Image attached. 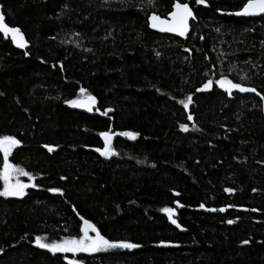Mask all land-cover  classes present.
<instances>
[{"label":"trees","instance_id":"obj_1","mask_svg":"<svg viewBox=\"0 0 264 264\" xmlns=\"http://www.w3.org/2000/svg\"><path fill=\"white\" fill-rule=\"evenodd\" d=\"M175 1L0 0L30 43L0 34V136L21 141L8 160L29 173L23 196H0V264H264V15H230L246 0H180L195 14L187 38L150 30ZM221 76L259 95H229ZM84 220L140 247L34 243L78 239Z\"/></svg>","mask_w":264,"mask_h":264},{"label":"snow or ice","instance_id":"obj_2","mask_svg":"<svg viewBox=\"0 0 264 264\" xmlns=\"http://www.w3.org/2000/svg\"><path fill=\"white\" fill-rule=\"evenodd\" d=\"M149 4L153 3V0H148ZM197 4L205 3V0H196ZM174 10L169 13L171 20H164L161 19L156 14H153L149 19L151 20V26L153 28L158 27V25H167L166 30L170 32H178L179 35L183 36L188 31V20L189 18H193L194 14L192 9L190 8L188 3H181L180 0H176L173 5ZM235 15H258L264 14V0H246L243 4L242 9L238 10L234 13ZM165 30V29H162ZM0 34H3L5 38H11L12 42L16 44L18 47H25L26 41L24 39L23 34L19 27L10 26L6 23V18L3 13H0ZM27 55V53H26ZM242 79H246V77H242ZM215 83L219 86V88L225 90L229 95H232L233 90H238L240 92H256L254 87H246L242 83L233 82L231 79L227 77L221 76L220 79L216 80ZM213 84V81L209 79L204 85L203 89H209ZM200 91V89H197ZM80 93L85 94L86 89L80 88ZM259 95V93H257ZM188 101H191V97L189 96ZM264 99V97H262ZM95 101V97L88 96L87 101H82L79 99L75 100H67L66 103L70 105H76L79 107H86L89 106L91 103ZM184 107L187 108L188 104L184 103ZM89 110H91L89 108ZM188 119L191 120L192 116L189 115ZM180 127L184 130H187V125H180ZM105 140V148L101 151V154L104 156H108L113 154L111 147L107 144V141L110 139V134L108 132H102L100 134ZM120 135L128 136L130 138H135L137 133L131 131H125L120 133ZM21 143L20 140L16 139L14 136L4 135L0 136V152L3 153L4 161H3V168L0 170V179L4 182L3 190H0V196H23L24 190L29 187L28 184L21 182L18 177L20 175L29 176V173L25 172L23 169L19 168L18 166H14L9 163L8 157L11 153V150ZM49 151H52V147L49 145H45ZM17 177L15 182L13 183V177ZM32 179V177H30ZM35 187L36 185H31ZM49 191L53 193L61 192L58 188H51ZM226 191L231 192L232 189H226ZM255 191V189H253ZM200 207H204L203 204ZM168 215L169 220L171 223L176 224L177 227H180L177 224L176 219L173 218L175 209L165 207L162 209ZM220 211H224L223 208ZM233 221H228V223H232ZM89 229L95 232V236H90L88 234ZM83 235L77 238H64L60 241H51L45 242L42 236H36L34 243L44 249H48L53 254L55 253H79V252H88L94 253L100 250H108V249H134L140 247V245L135 244L131 241L127 240H110L107 239L104 235L100 233L96 229L94 224H91L89 221L84 220V227L82 228ZM161 244H165L168 242L161 241ZM242 243L247 244L248 241H243ZM2 251V249H0ZM69 264H79L76 260H70Z\"/></svg>","mask_w":264,"mask_h":264},{"label":"water","instance_id":"obj_3","mask_svg":"<svg viewBox=\"0 0 264 264\" xmlns=\"http://www.w3.org/2000/svg\"><path fill=\"white\" fill-rule=\"evenodd\" d=\"M175 2H176V1H175ZM175 2H174V3H175ZM174 3H173V5H174ZM181 3H182V2H181ZM173 5H172L171 11H170L169 13H171V12L174 10ZM189 6H190V5H189ZM242 7H243V6H242ZM242 7H241L240 9H242ZM190 8H191V7H190ZM191 9H192V8H191ZM240 9H239V10H240ZM192 11H193V9H192ZM237 11H238V10H237ZM237 11L231 12L230 15H234V16H237V17H255V16H261V15H264V14H258V15H235L234 13L237 12ZM0 13H2V11H1V6H0ZM169 13H168L166 16H160V15H158V14H156V15L159 16L161 19H164V20H171V17L169 16ZM153 14H155V13H150L149 16H148V19H147V21H148V28H149L150 30H152V31H154V32H157V33H159V34H168V35L176 36V37H178V38H180V39H182V40H185V39L187 38V36L189 35L190 30H191V22L195 20V19H193V18H191V17L189 18V20H188V31L185 33V35L181 36V35H179L178 32H170V31H167V30H166L167 25H158V27L153 28V27L151 26V23H152V22H151V20L149 19ZM193 14H194V11H193ZM194 17H195V14H194ZM13 27H15V26H13ZM162 29H165V30H162ZM21 33L23 34L24 39H25V41H26V45H25V47H23V48L18 47L16 44H14V43L12 42V40H11L10 37H9V40H10L12 46H13L15 49H17V50H21V51H25V50L28 49V47L30 46V43L28 42V40H27L25 34H24L22 31H21ZM2 36H4V35L2 34ZM246 87H248V86H246ZM218 88H219V86H218ZM219 89L222 90V91H225V90H223V89H221V88H219ZM233 91L240 92V91H238V90H233ZM248 93H254V94H257V92H248ZM101 137H102V136H101ZM112 137H113V136L110 134V139L107 141V144H108V145L110 144ZM102 140H103V142H104V144H105L106 142H105V140H104L103 137H102ZM104 148H105V147H104ZM103 150H104V149H103ZM103 150H102V151H103ZM98 153L101 154V151H98ZM101 155H102V154H101ZM52 193H53V192H52ZM68 253H70V252H68ZM64 254H65V253H64ZM71 254H73V253H71ZM78 254H89V253H88V252H79V253H75L74 255H78Z\"/></svg>","mask_w":264,"mask_h":264},{"label":"bare ground","instance_id":"obj_4","mask_svg":"<svg viewBox=\"0 0 264 264\" xmlns=\"http://www.w3.org/2000/svg\"><path fill=\"white\" fill-rule=\"evenodd\" d=\"M173 3H174V2H173ZM172 5H173V4H172ZM171 8H172V7H171ZM170 11H171V10H170ZM170 11H169V12H170ZM169 12H168V13H169ZM168 13H167V14H168ZM155 14H156V13H155ZM167 14H166V15H167ZM148 16H149V15H148ZM147 19H148V18H147ZM147 23H148V21H147ZM167 35H168V34H167ZM171 36H172V35H171ZM17 146H18V145H17ZM97 152H98V151H97ZM63 254H64V253H63ZM65 254H71V253H65ZM73 255H74V254H73Z\"/></svg>","mask_w":264,"mask_h":264},{"label":"rangeland","instance_id":"obj_5","mask_svg":"<svg viewBox=\"0 0 264 264\" xmlns=\"http://www.w3.org/2000/svg\"><path fill=\"white\" fill-rule=\"evenodd\" d=\"M18 179L21 181V182H23V183H26V182H24L23 180H21L19 177H18ZM14 183V182H13ZM88 234H89V231H88ZM83 235V233L81 234V236ZM91 236V235H90Z\"/></svg>","mask_w":264,"mask_h":264}]
</instances>
